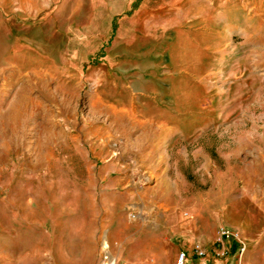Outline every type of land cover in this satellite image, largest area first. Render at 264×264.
I'll list each match as a JSON object with an SVG mask.
<instances>
[{
	"label": "rangeland",
	"instance_id": "rangeland-1",
	"mask_svg": "<svg viewBox=\"0 0 264 264\" xmlns=\"http://www.w3.org/2000/svg\"><path fill=\"white\" fill-rule=\"evenodd\" d=\"M224 1L50 0L32 21L20 10L4 20L0 264H63L67 253L116 262L141 248L128 242L137 230L155 227L174 249L170 264L182 252L185 264L202 259L197 245L232 264L241 243L219 242L222 230L239 235L246 264H264V214L249 213V192L229 178L240 168L224 159L244 132L259 134L264 155V72L244 73L252 12ZM251 191L264 202V177ZM75 195L98 206L107 198L114 224L83 226L97 241L80 251L43 250L68 240L75 215L61 208ZM200 226L207 246L191 239Z\"/></svg>",
	"mask_w": 264,
	"mask_h": 264
},
{
	"label": "crops",
	"instance_id": "crops-1",
	"mask_svg": "<svg viewBox=\"0 0 264 264\" xmlns=\"http://www.w3.org/2000/svg\"><path fill=\"white\" fill-rule=\"evenodd\" d=\"M220 3H224V0H216ZM50 0H0V26L3 25L4 20H6L8 17L12 18H18L19 10L20 11H28L30 13V21H32L33 17L41 16L46 9L47 5L49 4ZM221 7V6H220ZM225 8V5H222V8ZM241 9L248 10L250 9L251 13V34L250 36L245 35L244 42H250L252 44L251 52L249 55V58L252 61L251 67L246 68V71L244 72L246 75H257L259 74V70L261 69L262 72H264V54L259 53V49L264 48V0H244L242 1ZM10 12V13H8ZM13 23V22H12ZM244 32V31H242ZM248 57V56H246ZM203 59H210V55L206 56L203 55ZM205 74H210V68L206 71H204ZM0 98H1V91H0ZM244 136H242V141L237 142L239 147L235 150L234 153H229L224 156L225 161L231 166L232 163L235 165V170H240V173H235L233 176L232 170L233 167H229V178L234 179L236 181L241 180L243 183V188L245 191L249 192V196L247 197L245 194L242 195V198L247 199L246 201L250 202V205L252 208L249 210L254 212H260L264 214V202L260 201L258 198L253 196L251 194L252 186L255 184V182L258 181L261 177H264V155L258 153L259 147L258 144L254 141L257 138V135L255 133L251 132H244ZM262 139H264V136L262 134ZM254 139V140H252ZM246 150V151H245ZM242 152V154H240ZM225 177H228L227 174H225ZM247 197V198H246ZM71 201H69L68 204L62 206L61 210L65 212H69L75 215V222H74V228L70 229L68 231V240L66 242H54V243H46V246H44L43 250L50 251V250H59V251H80V243L82 241L86 242H95L96 235L95 233H92L91 231H88L87 233L83 230V226H88L90 224V221L94 220H102L103 227L112 226L114 223V219L111 215V210L113 208L112 203L108 201L107 198L104 197L103 201L100 203V205H96L94 201L91 204H88L86 200H84L82 195H75L73 197H70ZM235 202H238V196L235 197ZM68 202V201H67ZM226 202V200H224ZM57 209L60 208H56ZM232 208H230V211ZM93 214V217H83V214H87L90 212ZM101 211L102 213L100 216H96V213ZM229 211V212H230ZM242 215H239V218H247V215L245 212ZM245 214V215H244ZM78 217V218H77ZM108 217V218H107ZM250 218H254L250 215ZM245 224H227V226L230 227L233 231H238L244 227V225H248V223L244 222ZM110 224V225H109ZM160 226V223H159ZM158 228H154V231H144V230H137L136 234H138L137 238H131L128 240V242L133 243V246H139L141 248L138 249L136 254L130 255V256H124V254H119L117 258H115V261L120 264H125L129 262H135V261H148L151 259H154L155 262L158 264H164V259L167 261V264H170L174 257V249L170 250H164L162 247V237L157 238L156 237V231ZM160 229V228H159ZM194 232L191 235V239L193 240H199L200 243L207 246L209 237L207 236V231L203 226H200L198 228H194ZM238 247V246H237ZM32 250H35L34 247H32ZM235 258L233 260L232 264H235L236 258H237V249L234 250ZM63 260L67 261L63 264H95L92 256L91 257H84L81 255L75 254H65L63 256ZM118 260V261H117ZM200 260V263L198 262ZM193 264H224L223 261L219 259H210L208 257L198 259ZM117 264V263H116ZM246 264V263H245Z\"/></svg>",
	"mask_w": 264,
	"mask_h": 264
},
{
	"label": "built area",
	"instance_id": "built-area-1",
	"mask_svg": "<svg viewBox=\"0 0 264 264\" xmlns=\"http://www.w3.org/2000/svg\"><path fill=\"white\" fill-rule=\"evenodd\" d=\"M232 238L237 239L241 243V246H239V249H238L235 264H245L243 256L245 255L246 248H245V246L242 247L243 243L239 240L238 234L232 233V232L227 231V230H222L220 233L219 242H225L226 240L229 241ZM195 252L200 258H204L206 256V253L198 245L195 247ZM221 255L225 256V252L221 253ZM186 260H187V254L185 252H182L177 257V264H185ZM103 264H116V262L110 261L108 255H107V256H104V258H103ZM128 264H147V263L144 261H138L135 263H128Z\"/></svg>",
	"mask_w": 264,
	"mask_h": 264
},
{
	"label": "trees",
	"instance_id": "trees-1",
	"mask_svg": "<svg viewBox=\"0 0 264 264\" xmlns=\"http://www.w3.org/2000/svg\"><path fill=\"white\" fill-rule=\"evenodd\" d=\"M114 30H115V29H114ZM236 249H237V246L234 247V250H236Z\"/></svg>",
	"mask_w": 264,
	"mask_h": 264
},
{
	"label": "bare ground",
	"instance_id": "bare-ground-1",
	"mask_svg": "<svg viewBox=\"0 0 264 264\" xmlns=\"http://www.w3.org/2000/svg\"><path fill=\"white\" fill-rule=\"evenodd\" d=\"M109 260H110V258H109ZM111 261V260H110Z\"/></svg>",
	"mask_w": 264,
	"mask_h": 264
}]
</instances>
